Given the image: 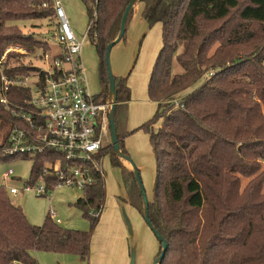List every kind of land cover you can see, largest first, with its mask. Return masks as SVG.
I'll list each match as a JSON object with an SVG mask.
<instances>
[{
    "label": "trees",
    "instance_id": "1",
    "mask_svg": "<svg viewBox=\"0 0 264 264\" xmlns=\"http://www.w3.org/2000/svg\"><path fill=\"white\" fill-rule=\"evenodd\" d=\"M81 1L89 22L93 20L87 36L99 59L98 97L106 100V48L117 38L132 0ZM137 3L143 4L142 18L149 27L161 25L162 47L147 85L156 111L138 129L149 135L156 164L147 213L167 244L159 264H264V0ZM53 16L52 0H0V99L1 77L22 82L29 72L8 68L2 60L6 49L18 45L32 52L39 46L6 23ZM114 80L116 136L122 155L129 157L123 140L130 133L123 125L131 94L126 79ZM6 97L13 105L25 106L29 89L9 86ZM16 126L24 127L0 103V163L29 158L1 153ZM107 152L112 166L122 172L127 202L142 215L144 203L134 173L122 166L112 145ZM31 159L29 184L35 185L45 163L55 156ZM105 199L104 177L95 173L73 205L91 223L90 230L82 232L61 228L50 216L41 226L30 224L0 189V264H38L34 252L73 254L89 264L92 233ZM161 249L159 244L155 260Z\"/></svg>",
    "mask_w": 264,
    "mask_h": 264
},
{
    "label": "rangeland",
    "instance_id": "2",
    "mask_svg": "<svg viewBox=\"0 0 264 264\" xmlns=\"http://www.w3.org/2000/svg\"><path fill=\"white\" fill-rule=\"evenodd\" d=\"M58 1L76 39L81 40L89 24L84 4L81 0ZM141 7L143 4L137 3L133 8L124 39L111 50L110 66L113 76L126 79L130 89L131 98L123 125L130 134L124 138L123 145L139 172L145 195L150 202L153 196L156 164L149 135L138 129L152 119L156 111V105L148 99L147 83L162 47V37L159 24L149 27L144 21L140 11ZM6 26L17 30L22 35L29 36L39 44L32 52H26L18 45H12L2 56L8 68L25 67L29 69L26 84L32 91H35L36 77L34 75L36 73L32 69L42 70L46 67L38 56L57 51L54 43L56 18L53 16L50 19L10 21L6 23ZM81 62L85 71L88 92L93 96H98L101 92L98 77L99 59L88 36L82 45ZM174 68L175 72H179L176 65ZM119 161L127 171H132L130 165L123 159L119 158ZM32 166L31 157L0 163V176L9 169L14 172L15 178L6 182V187H15L21 191L17 197L9 196L10 202L20 207L29 223L34 226H41L46 216L51 217V212H54L57 219L61 221V224H58L59 227L82 232L89 231L90 221L80 209L73 206L82 196L81 191L63 186L50 190L46 197H38L34 191L22 192L24 184H29ZM102 172L107 192L103 205L104 222L97 224L93 230L89 264H100V253L104 251L107 241L111 243L114 251L111 256L112 264H115V260H118V264H153L159 251L158 242L141 214L127 202L122 172L119 168L112 166L110 155L104 157ZM35 184L37 186L41 183L37 181ZM125 215L131 224V232L125 225L123 219ZM118 218L123 230L116 224ZM39 253L35 254V259L39 264H85L73 254L43 252L39 255Z\"/></svg>",
    "mask_w": 264,
    "mask_h": 264
},
{
    "label": "built area",
    "instance_id": "3",
    "mask_svg": "<svg viewBox=\"0 0 264 264\" xmlns=\"http://www.w3.org/2000/svg\"><path fill=\"white\" fill-rule=\"evenodd\" d=\"M57 21L54 33L55 52L38 56L45 69H38L35 91L27 86L29 76L21 81L3 83L1 105L12 117L19 119L24 127H13L8 136V147L1 153L5 157H36L44 154L55 156L53 162L45 163L41 184H24L22 192L34 191L38 197H46L50 190L66 186L81 192L93 183L95 173L104 177L102 162L109 155L111 146L109 112L112 99L106 100L88 92L85 71L81 62V50L93 25L77 40L58 0L53 1ZM42 74V75H41ZM22 85L29 89L30 99L25 106H16L6 97L9 86ZM15 178L13 170L1 174L0 189L6 196L17 197L21 191L6 187ZM50 178L54 184H47ZM51 219L59 223L54 212Z\"/></svg>",
    "mask_w": 264,
    "mask_h": 264
},
{
    "label": "water",
    "instance_id": "4",
    "mask_svg": "<svg viewBox=\"0 0 264 264\" xmlns=\"http://www.w3.org/2000/svg\"><path fill=\"white\" fill-rule=\"evenodd\" d=\"M137 1L138 0H132L129 3V5L126 7L125 12H124V14L121 18V21H120L119 34L113 42L108 44V46L106 48V52H105V65H106V70L108 73V80H109L108 95L112 99V101H111L112 105H111V109L109 112L108 120H109V129H110V139H111V145L113 147V150L120 159H123L125 162L130 164V166L132 168V172L134 173L135 180H136V183L138 185L139 191L141 193L142 200L144 203L142 218H143L144 222L146 223V225L148 226V228L154 234V237L156 238L157 242L159 244H161V246H162L159 257L153 263V264H159L163 259V256H164L166 248H167V244L164 241L163 237L154 229V227L152 226V224L150 223V221L148 219L147 210H148L149 201L145 195V191H144L141 179H140L139 172L135 168V165L132 163L130 158L122 155L118 141H117L116 128H115V124H114V106L116 104V91H115V80H114V76L112 74L111 66H110V53H111L112 48L122 40V37L126 31V22H127L128 15L130 13V10L132 9V7L135 5V3Z\"/></svg>",
    "mask_w": 264,
    "mask_h": 264
},
{
    "label": "crops",
    "instance_id": "5",
    "mask_svg": "<svg viewBox=\"0 0 264 264\" xmlns=\"http://www.w3.org/2000/svg\"><path fill=\"white\" fill-rule=\"evenodd\" d=\"M136 6V5H135ZM134 6V7H135ZM142 9H143V7H141V9H140V11L142 12ZM160 25V24H159ZM161 26V25H160ZM117 45V44H116ZM148 81H149V79H148ZM147 85H148V83H147ZM155 104V103H154ZM156 105V104H155ZM127 163V162H126ZM129 164V163H128ZM130 165V164H129ZM131 167V166H130ZM132 169V168H131ZM104 182H105V179H104ZM105 189H106V185H105ZM106 194H107V192H106ZM107 196V195H106ZM122 201H124V200H122ZM125 202V201H124ZM104 208V207H103ZM124 213V212H123ZM142 216V215H141ZM123 219H124V222H125V225H126V227H128V229H129V231L131 232L132 230V228H131V224H130V222L128 221V219H127V217H126V215L125 216H123ZM104 222V218H103V209H102V212H101V214H100V217H99V221H98V224L100 223V224H102ZM59 225L61 224V221L59 220V223H58ZM57 224V225H58ZM116 224H117V226L120 228V229H122L123 230V226H122V224H121V222H120V219L118 218V222H116ZM92 241V240H91ZM91 245V244H90ZM158 246H159V243H158ZM113 247H112V245H111V243H109L108 241L106 242V244H105V246H104V251L103 252H101L100 253V264H112V259H111V256L113 255ZM38 252H34L33 253V255H34V257H35V254H37ZM43 252H40L39 253V255H41ZM39 259L41 260V258L39 257ZM38 264H39V262H38ZM115 264H118V260H115ZM122 264H124V263H122Z\"/></svg>",
    "mask_w": 264,
    "mask_h": 264
}]
</instances>
